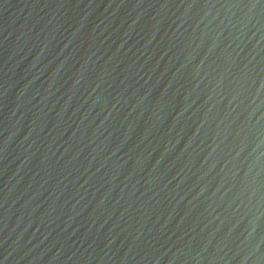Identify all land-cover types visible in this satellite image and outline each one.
<instances>
[{
	"label": "water",
	"instance_id": "1",
	"mask_svg": "<svg viewBox=\"0 0 264 264\" xmlns=\"http://www.w3.org/2000/svg\"><path fill=\"white\" fill-rule=\"evenodd\" d=\"M0 264H264V0H0Z\"/></svg>",
	"mask_w": 264,
	"mask_h": 264
}]
</instances>
